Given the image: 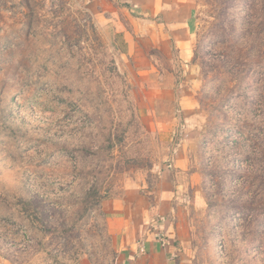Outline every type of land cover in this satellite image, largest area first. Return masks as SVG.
Segmentation results:
<instances>
[{
    "label": "rangeland",
    "instance_id": "374dc122",
    "mask_svg": "<svg viewBox=\"0 0 264 264\" xmlns=\"http://www.w3.org/2000/svg\"><path fill=\"white\" fill-rule=\"evenodd\" d=\"M197 10L185 118L85 0H0V264H116L130 192L170 197L190 264H264V0Z\"/></svg>",
    "mask_w": 264,
    "mask_h": 264
},
{
    "label": "crops",
    "instance_id": "0c3cea01",
    "mask_svg": "<svg viewBox=\"0 0 264 264\" xmlns=\"http://www.w3.org/2000/svg\"><path fill=\"white\" fill-rule=\"evenodd\" d=\"M85 1L112 25L120 51L151 65L161 76L172 77V84L155 88L154 107L166 100L180 106L183 117L192 115L195 94L187 82L194 56L197 0ZM163 61L174 63V69ZM181 75L185 80L178 82L176 77ZM176 152L175 159L182 150ZM179 162L167 165L163 176H175L182 166ZM169 199L168 195L153 198L130 192L105 201L107 227L118 252L116 264H190L189 227L172 213Z\"/></svg>",
    "mask_w": 264,
    "mask_h": 264
}]
</instances>
